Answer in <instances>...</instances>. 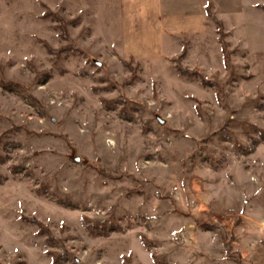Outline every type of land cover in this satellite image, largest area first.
Segmentation results:
<instances>
[{
	"label": "rangeland",
	"instance_id": "obj_1",
	"mask_svg": "<svg viewBox=\"0 0 264 264\" xmlns=\"http://www.w3.org/2000/svg\"><path fill=\"white\" fill-rule=\"evenodd\" d=\"M121 3L0 0V264H262L264 0L228 67L209 19L135 62Z\"/></svg>",
	"mask_w": 264,
	"mask_h": 264
},
{
	"label": "crops",
	"instance_id": "obj_2",
	"mask_svg": "<svg viewBox=\"0 0 264 264\" xmlns=\"http://www.w3.org/2000/svg\"><path fill=\"white\" fill-rule=\"evenodd\" d=\"M121 1L126 50L140 61L163 54L167 35H200L207 28L204 13L206 0ZM212 2L217 17L223 22H230L233 16L241 15L245 10V0ZM251 253L249 251L248 255L251 256ZM260 262L264 264V258Z\"/></svg>",
	"mask_w": 264,
	"mask_h": 264
},
{
	"label": "trees",
	"instance_id": "obj_3",
	"mask_svg": "<svg viewBox=\"0 0 264 264\" xmlns=\"http://www.w3.org/2000/svg\"><path fill=\"white\" fill-rule=\"evenodd\" d=\"M214 6H213V2L212 0H206V4L204 6V13H205V18L212 20V22L218 27V34L219 35V39L221 41L222 44V52H223V56H224V62L225 65L228 67L229 63H230V59H231V51L229 50V44L225 41L226 35L225 31H224V22L222 20H220L216 13L214 12ZM264 8V7H263ZM54 54H58L59 51H52ZM132 59L135 60V57L131 56ZM132 60V61H134ZM179 61V59L177 60ZM128 67H131L130 63L128 65ZM178 71H180L181 74L188 76V74H192V72H190L187 69L182 68V66H180L178 68ZM255 133L257 134V137L259 138V141H261L262 143H264V131L260 130V129H255ZM235 148H237L238 150H240L241 152H244V154H250L254 151L253 147H246L243 146L237 142H235ZM239 260V259H238ZM238 264H243L240 260L237 261Z\"/></svg>",
	"mask_w": 264,
	"mask_h": 264
},
{
	"label": "water",
	"instance_id": "obj_4",
	"mask_svg": "<svg viewBox=\"0 0 264 264\" xmlns=\"http://www.w3.org/2000/svg\"><path fill=\"white\" fill-rule=\"evenodd\" d=\"M77 163H80L81 162V159L80 158H77V157H75L74 155H73V157H72ZM194 229L195 228V226L194 225H190V226H188V227H186L185 228V231H187V230H189V229Z\"/></svg>",
	"mask_w": 264,
	"mask_h": 264
}]
</instances>
